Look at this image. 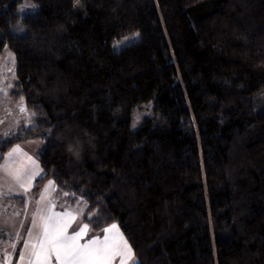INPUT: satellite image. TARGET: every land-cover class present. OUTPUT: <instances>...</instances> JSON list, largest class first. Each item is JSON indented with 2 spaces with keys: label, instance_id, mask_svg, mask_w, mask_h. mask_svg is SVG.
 <instances>
[{
  "label": "trees",
  "instance_id": "1",
  "mask_svg": "<svg viewBox=\"0 0 264 264\" xmlns=\"http://www.w3.org/2000/svg\"><path fill=\"white\" fill-rule=\"evenodd\" d=\"M22 2L0 0V56L33 125L0 157L44 143L32 193L50 179L137 264H264V0H31L19 17Z\"/></svg>",
  "mask_w": 264,
  "mask_h": 264
},
{
  "label": "rangeland",
  "instance_id": "2",
  "mask_svg": "<svg viewBox=\"0 0 264 264\" xmlns=\"http://www.w3.org/2000/svg\"><path fill=\"white\" fill-rule=\"evenodd\" d=\"M25 3L26 0H23L22 4L17 8L19 17L33 14L37 11V9H33L31 7H23ZM21 9H23V11H21ZM15 29L16 26L11 28L13 33L23 35L24 31L20 33ZM138 40V33L124 36L112 43V49L120 50L136 43ZM14 82V57L12 53H10L7 49H4L0 56V137L9 136L10 133L16 131L17 128L21 125H24L28 128L32 127L33 125L31 121L33 117L32 113L27 110L25 112L20 111V107H24V103H14L9 97V94L13 89ZM150 111V104L142 105L136 108L131 118V129H138L141 122L150 115ZM137 117H139V119H137ZM134 123L135 127H133ZM43 146L44 143L39 140L27 141L25 143L14 145L8 152L3 155L2 158L0 157V252L2 253H5L7 248V251H9V249L10 251L12 250L11 254H14V251H16L15 248L17 247V243L12 244L11 239L15 232V224H19V222L15 220H18L17 216L18 214H21V211L20 205L12 203L10 198L22 197L24 201H27L28 199L30 201V199H34L32 191L37 179L42 176L43 172L39 163V152L42 150ZM17 148L19 149V151L13 152V149ZM9 153H12L11 157H9ZM28 157H31V161L28 160ZM32 161H34L35 163L33 164ZM6 165L10 169H15L23 166L27 170L28 175L32 178L31 183L26 182V187L28 189L27 191L19 187V185L12 179V177L5 173L4 168ZM50 182L52 181L50 179H47L39 188L49 186ZM51 185L53 186V182L51 183ZM43 193L49 195L47 187H45ZM54 201H56L60 206L64 204V202L62 200H59L58 198ZM79 202L80 203H77L72 207L75 212L81 214V212L85 209V203L82 201ZM67 203L65 202V204L69 206V204ZM13 245H15V247H13Z\"/></svg>",
  "mask_w": 264,
  "mask_h": 264
},
{
  "label": "snow or ice",
  "instance_id": "3",
  "mask_svg": "<svg viewBox=\"0 0 264 264\" xmlns=\"http://www.w3.org/2000/svg\"><path fill=\"white\" fill-rule=\"evenodd\" d=\"M20 111L25 112V107L21 106ZM133 127H135V123ZM17 151H19L18 148L13 149V152ZM11 156L12 153H9V157ZM28 160L31 161V157H28ZM32 163L35 162L32 161ZM4 171L12 177L19 187L25 191L28 190L26 182L31 183L32 178L23 166L10 169L6 165ZM39 219V232L35 236V242L25 243V248L29 249L27 257L23 254L20 255V260L27 259V264H53L54 261L55 264H112L116 257H121V264H125V258L130 259L132 257L130 245L119 234L115 224L104 229L107 234L103 238L93 237L81 244L79 241L87 234L88 224H83L79 230L69 234L68 230L75 220L72 213L52 212L49 215L44 214L41 210ZM32 226L37 227L35 218L32 221ZM28 236H32L31 229L28 230Z\"/></svg>",
  "mask_w": 264,
  "mask_h": 264
},
{
  "label": "crops",
  "instance_id": "4",
  "mask_svg": "<svg viewBox=\"0 0 264 264\" xmlns=\"http://www.w3.org/2000/svg\"><path fill=\"white\" fill-rule=\"evenodd\" d=\"M33 141H37V140H33ZM45 187H47V191L49 192V195H47L46 193H43V190L45 189ZM32 195L34 196V199H30V201H29V199L27 201H24V199H23L22 204L10 199L12 203L20 205V211H21V214L20 215L18 214V216H17L18 220H15V221L19 222V224L18 223L15 224V232H14L13 237L11 239L12 240L11 243L12 244L17 243V245H16L17 247L15 248L16 251H14L15 252L14 254H11L12 250L10 251V249H9L10 252L7 251L8 248L5 251L6 254L0 252V264H27V259L21 261L20 255L23 254L25 257H27L29 249L25 248V246H24L25 243L26 242H28V243H34L35 242V236L39 232V227H38V225L40 224L39 213L41 210L43 211L44 214H49V215L52 212H55V213H62V212L72 213L75 216V220L72 222V225L68 230L69 234H72L74 231L79 230V227H81L83 224H85L82 221V216L84 214L85 209L81 212V214L80 213L78 214L77 212H75V210L72 207L74 205H72L70 202L64 200L63 201L64 204H62V206H60L59 204H57L56 201H54L57 199L55 197L54 183H53V186L51 185V186H44L43 188H38L34 194L32 193ZM41 197H43V199H41ZM65 202L66 203L68 202L67 204H69V206H67L65 204ZM34 218L36 220L37 227L32 226V221ZM111 225H113V224H111ZM111 225L105 227L104 229L111 227ZM29 229H31V231H32L31 237L28 236V230ZM104 229H102L99 232H92L90 230V228L88 227L87 234L79 241V243H81V244L86 243L90 238H93V237L103 238V236L107 234L104 232ZM117 229H118L119 234H121L123 236V234L120 231L118 226H117ZM124 239H125V237H124ZM11 248H12V246H11ZM53 264H55V261L53 262ZM112 264H121V257H116L112 261ZM125 264H137V261L134 257V254H133V251H132V257L130 259L125 258Z\"/></svg>",
  "mask_w": 264,
  "mask_h": 264
},
{
  "label": "clouds",
  "instance_id": "5",
  "mask_svg": "<svg viewBox=\"0 0 264 264\" xmlns=\"http://www.w3.org/2000/svg\"><path fill=\"white\" fill-rule=\"evenodd\" d=\"M23 7H31L33 9H38L39 5L34 2H31V0H26V3ZM15 30L20 33H22L25 30V26L23 25L22 21L17 22ZM137 118L139 119V117Z\"/></svg>",
  "mask_w": 264,
  "mask_h": 264
}]
</instances>
